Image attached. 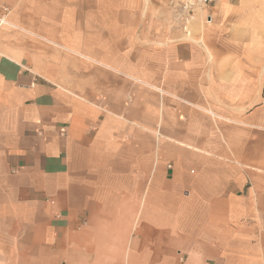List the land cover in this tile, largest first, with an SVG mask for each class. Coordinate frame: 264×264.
<instances>
[{
    "label": "crops",
    "instance_id": "0c3cea01",
    "mask_svg": "<svg viewBox=\"0 0 264 264\" xmlns=\"http://www.w3.org/2000/svg\"><path fill=\"white\" fill-rule=\"evenodd\" d=\"M0 0V264H264V0Z\"/></svg>",
    "mask_w": 264,
    "mask_h": 264
},
{
    "label": "built area",
    "instance_id": "2783aa9c",
    "mask_svg": "<svg viewBox=\"0 0 264 264\" xmlns=\"http://www.w3.org/2000/svg\"><path fill=\"white\" fill-rule=\"evenodd\" d=\"M216 0H179L181 11L188 16H193L198 11L206 9L215 3Z\"/></svg>",
    "mask_w": 264,
    "mask_h": 264
}]
</instances>
